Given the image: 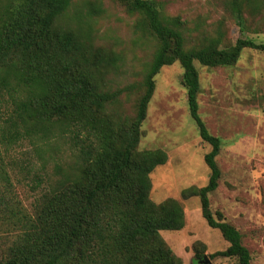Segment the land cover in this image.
<instances>
[{
  "label": "trees",
  "instance_id": "16d2710c",
  "mask_svg": "<svg viewBox=\"0 0 264 264\" xmlns=\"http://www.w3.org/2000/svg\"><path fill=\"white\" fill-rule=\"evenodd\" d=\"M72 1L0 0V96L8 97L12 105V118L0 125V215L16 232L12 241L0 243V264H183L161 236L163 231L184 229L182 205L176 200L159 205L150 200V175L167 164L168 155L163 150L137 149L155 78L176 62L183 69L181 85L190 116L201 140L211 147L205 156L208 185L185 190L182 199L199 198L203 219L229 245L211 258L251 264L241 232L222 213L211 211L209 195L218 189L222 176L216 161L222 141L201 118L195 63L211 69L232 67L245 49L264 52V44L239 38L226 47L218 37L187 48L186 23L166 16L159 2L119 0L130 14L140 17V26L158 44L144 75L136 117L128 125L108 122L99 115L116 99L102 91L100 66L110 62L109 55L90 54L77 31L56 26ZM262 4L264 0L228 3L242 34L245 11L254 12ZM54 130L77 141V167L43 193L29 213L15 198L5 150L26 138L45 140ZM196 248L194 256L199 259Z\"/></svg>",
  "mask_w": 264,
  "mask_h": 264
},
{
  "label": "rangeland",
  "instance_id": "374dc122",
  "mask_svg": "<svg viewBox=\"0 0 264 264\" xmlns=\"http://www.w3.org/2000/svg\"><path fill=\"white\" fill-rule=\"evenodd\" d=\"M168 17L186 23L187 48L201 46L207 39L221 38L223 46L249 38L264 44V5L245 11L247 25L240 32L228 3L231 0H156ZM140 17L130 14L119 0H73L57 21L61 29H73L86 41L90 54L109 55L103 63L102 91L116 99L99 115L108 121L129 124L142 97L143 79L157 49V41ZM200 78V115L210 133L222 141L216 158L222 176L219 187L209 195L211 211L222 213L242 234L251 254V264H264V52L245 49L232 67L207 68L195 63ZM179 62L164 67L155 78L154 96L141 128L138 151L163 150L168 162L150 175V200L159 205L176 200L183 207L186 225L179 232L161 236L183 264H237L235 259L211 258L228 243L202 217L200 199H182L189 188H204L210 170L205 156L211 147L200 137L189 113L188 98L181 85ZM12 118L8 97L0 96V125ZM119 122V123H120ZM45 140L34 136L5 150L16 200L29 213L35 201L54 188L64 174L77 167L78 144L72 135L60 132ZM0 215V243H9L15 230ZM201 253L196 259L193 247Z\"/></svg>",
  "mask_w": 264,
  "mask_h": 264
},
{
  "label": "water",
  "instance_id": "95a60500",
  "mask_svg": "<svg viewBox=\"0 0 264 264\" xmlns=\"http://www.w3.org/2000/svg\"><path fill=\"white\" fill-rule=\"evenodd\" d=\"M205 260V264H209L210 262L207 260V258L204 259Z\"/></svg>",
  "mask_w": 264,
  "mask_h": 264
}]
</instances>
